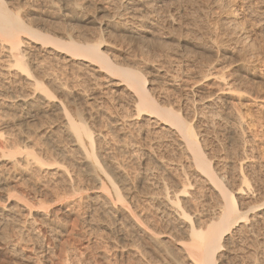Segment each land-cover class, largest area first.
Instances as JSON below:
<instances>
[{
  "label": "rangeland",
  "instance_id": "rangeland-1",
  "mask_svg": "<svg viewBox=\"0 0 264 264\" xmlns=\"http://www.w3.org/2000/svg\"><path fill=\"white\" fill-rule=\"evenodd\" d=\"M84 1L77 0L78 3L84 2ZM97 1L93 0V4L97 5V3H103L111 7V6H117V5L121 6L125 4L128 0H97ZM51 4H55L56 6H61L62 1L60 0H23L19 4L20 5V15L26 22H28L29 21L28 18L30 16L26 14L27 10L35 9L36 12L40 14V16L42 15L40 17V20L41 18L45 19L50 25H53V26L62 25L63 26L68 23H72L74 25L82 23L80 25L81 26L80 28H82L83 31L86 32L85 33L86 36L90 38L91 36L97 37L96 35L99 34L100 30L97 24H95L94 22L92 23L91 22H87V23H84V22L77 23L76 22L75 24L73 21H69V20L65 21L62 19H56V18L46 16L44 13L47 11V9L49 8ZM232 7H235L238 11V15L236 17H232L230 13V10ZM88 12L90 13L91 11H88ZM154 17L156 19L158 29L160 28L159 29V32H161L160 34L162 36L164 35L163 41H165L164 42L165 45L163 47L167 51V55L168 54L169 55L168 56L166 55L165 57L160 56L161 57L160 58L156 56L158 54L156 53L158 51V48L156 50V47H153L152 50L151 49H147V50L153 51L151 52L152 53L151 55H153L151 56L152 57L151 59H154V63L156 62V64L160 66L159 67L160 69L162 70L171 69L170 73H172L173 75L177 74L174 82L168 81L164 83L163 86H162V83L159 84L155 82L154 83L150 82L149 86L151 84H152L151 85L152 87L154 86L153 87L154 88L153 90H155L153 91L154 96L155 97L158 96L157 97L158 100H161L162 102L164 101L165 103H167L169 100L171 102L169 103L172 105H175L177 103L178 104L181 103V105L184 104L182 106L181 115L183 116L185 120H187V122H191L194 132L197 134V137H199L201 149L205 153V155L207 154L206 157L207 158L209 157V159H211L210 160L211 163L218 164L219 165V166L217 165L218 167L221 166L220 167L221 169L227 166L226 168H224V170L223 169L222 170L226 172L224 173L226 174L225 179H226V182L228 183L230 182V184L237 183V181H235L234 183L232 180L236 178V177L234 178V176L235 175L237 176L239 172L242 173V175L244 174V177L247 180L244 183V185L248 186V189L256 188L257 190L260 188L259 191H257L259 193L255 195V197L256 196L258 197L256 198L254 197L253 199H257L261 201L262 200L261 198L264 195L263 193L264 192V97H263L264 96V0H166L163 6L162 5L156 6ZM170 17L172 18L174 17V18L172 19ZM100 19L104 21L106 18L104 19L100 17ZM230 24L233 26V29L231 28L232 26ZM238 24L240 25L238 26ZM239 27H241V29ZM100 34L103 36V39L105 40L103 42L104 44L105 43L108 44L109 40L117 41L119 39V37L116 36V34L111 31L109 32L106 31L103 33L100 32ZM229 35L231 36V39ZM241 36H243L244 38ZM219 39H221L222 42ZM184 41H189L190 43H187V45L185 46L184 45L185 43L183 44ZM250 42L252 43L251 45L252 47L249 46L251 44ZM4 44L5 43L0 41V90H4L6 93H9V94H11L12 92L15 94L23 93V95H28L27 98H31V99L38 98L37 92L35 91L33 93V88H32L33 86L28 84L29 80L27 81L25 80L26 81L25 83L24 78L22 79V77L19 74L18 75L16 74L17 72H14V71H17L16 69L7 68V66L5 65L7 62L5 61V59H3L5 58L4 57V54H5ZM117 44L119 43L117 42ZM209 44L214 45V47L219 45V47L227 48V51L223 52V51H217V50L210 49L208 47ZM242 44L243 45L246 44L244 45L245 47ZM33 45L34 44L31 43L29 40L23 41V48L27 51L32 50L30 49V47L31 46L33 47ZM185 47L186 49H184ZM233 47L234 49H232ZM173 48L177 50L178 52L174 51ZM228 50H230L232 53L234 52V53L239 54L240 52V54L236 55L237 56L236 57V56L231 55L230 54L231 52ZM33 53H32V56L30 57L31 58L30 62L35 63L37 71L40 72L39 77L43 81L42 83L47 88V91L54 96V100H56V102H60L62 107H64L66 111L76 121L78 122L84 121L85 124L89 127V130H91L95 134L100 135L99 136L100 139H96L95 144H94V154L96 155L99 161V165L103 169H105V166H106V169H105L106 173H108L111 170L109 169L111 164L115 166L117 165V167L118 168L120 167L119 169L123 171L124 178L126 177L125 178L126 182H122V183L117 182L119 180L115 178V181H116L115 184H117V187L119 186L118 188H121L119 189L121 192V195L125 196V197L123 196L125 198V201L122 204V207L124 208V210L122 209L121 212L120 210L117 211L116 208L114 209V207L110 205L111 200H112V203L114 204L117 203L113 200L111 191H109L110 189L106 191L108 192L106 193L108 197L107 198L104 197V201L102 200L103 196L102 197L99 196L98 198H95L96 193H98L97 191H98L99 184H97L93 180H90L87 177H83V175L81 174L82 171H80L79 173L78 168L75 167L76 164L74 163L75 161L76 162L80 161L81 153L79 150H76L75 146H72V142L69 139H65L66 137L62 135L61 132L59 131L58 127L60 125L59 122L61 120V118H59L60 114L56 113L54 115L47 116V117H38L39 120L35 118V122L38 124L36 126L39 127L40 124L42 123L41 127H39L40 129L38 128L39 130H44V131L48 129L52 131L55 130L53 131V135L55 137H53L52 135L53 141L51 143L53 144L55 143L62 149L68 151L67 155L70 157V159L68 160L65 159L64 161L63 158L57 155H56V158L57 160H59L60 163L61 162L65 163L66 166L63 165L64 168H66V170H68L69 173L71 171L70 174L73 176V178L76 177V179L74 180V184H75L74 186L75 188L78 187L79 191H75L74 193H71L70 191L69 192L67 191V188H65V186L64 188H62L63 186L59 185L62 183L61 180H63V178L61 180L59 178L60 170L57 172V175L56 174L52 175L51 171L52 173L56 171V167H55L56 165H50L49 169L48 168L46 170L44 169L43 171L44 173L41 172L42 175L40 173L38 174L40 175L39 176L40 178L36 176L34 180V177H33L32 181L36 182V186L37 185L38 187L41 186L42 191H46V194L49 192L48 194L49 196L44 194V196L43 195H41V197L39 196L38 200L37 199L33 201L29 200L28 202H26L27 204L26 210L28 208L26 213L28 211L31 212L30 213L31 215L28 213H27L28 215H26L28 219L30 216L38 217L41 215H51L52 212H55V213L57 212L58 214H60L61 211H65L68 213L69 219H70V221H68L69 222L68 224H71L70 222H72L71 221L72 219L77 218L78 220L76 219L75 221L76 229H77L76 237L80 238L82 241L90 242L91 245L93 244V242H94L93 244L94 246L96 244L95 247L93 245H92L93 247L91 246V250L93 248L95 249L87 252V254L89 253L88 255L85 254V257L87 256V259L88 258L89 259L87 260L86 258H84V261H83L84 263L81 262V264H88V263L97 264L98 261L101 262L99 264H148V262H151L150 264H174L176 261L174 259V256L178 252L176 251L177 247L175 243L172 241H174L173 237L181 236V234L179 233V229L177 228L178 225H176V223L174 222H171V223L174 224V227L175 226L177 227L175 229L174 227H172V230L173 229L175 231L177 229L178 230L176 231V233L172 232L171 230L172 224L169 223L170 218L168 219L165 213L163 214L164 216L162 215L165 218L164 219L163 217L161 218L159 217L160 214L158 215L156 212H154V210L156 209L154 208L156 207V204L152 203V200H150V197L155 195L156 194L155 192L157 191H158L157 193L158 194L160 193L161 195V190H163L162 188L157 187L158 181L167 185V187L165 188L167 189L168 193L169 192L171 193V192H175L179 190L178 189L180 186L179 183H183L185 177L186 179H189V181L190 180L192 181L191 182L192 185H193V181L195 178V181H194V185H196L195 188H197L200 191L203 188L201 193H202V197L203 196L205 197V198L203 197L204 199L200 197L201 199H198V200L199 202L201 200H202L201 202H203L204 200L206 201V202L204 201V203L206 204L204 203L202 204L200 203V204L201 205L204 204L203 206L208 208L210 207L211 202H213V198H214L213 191L209 190L210 188H207L208 185H206L204 182L202 183L201 182L202 180L201 181L199 180L201 177L195 174H194L195 176L193 175V172L191 171L193 168L192 166L189 165V162H188L189 160L188 154H186L187 152L183 149L182 145L179 144L180 143L179 139L175 138L169 132L161 128V126H163L162 124L159 126L157 125L155 126L151 124L148 126L147 125L145 126L143 122V119H144L143 115H140L136 119H135L136 117L135 115L131 116L133 112L130 107H127V104L125 103V98L122 96L123 91L121 90L123 86H119V87L113 86L109 78L106 77L105 73L95 71L96 70L95 66L93 65L83 66L81 64H78L77 62L69 60V58L65 56L64 54H43L42 52L38 53V51L33 52ZM115 53L117 55H120V57H117V58L115 56L116 58L115 61L117 62L120 60L119 58H121L124 53L123 52H121L123 54H119L118 52H115ZM130 54L133 56L134 52L132 53L130 52ZM170 54L171 56L172 55L173 56L171 57ZM228 55L229 56L231 55L234 57L232 58L230 56V59L232 61L229 59ZM242 55H245L244 56L245 58H242L243 57ZM144 56H146L147 58L146 57L144 58ZM149 57H150V51L149 53L144 52V55L142 56V58L137 56L136 61H138L137 63L139 64V66L138 64L136 66L140 67L141 66L140 64L142 63L140 62V60L141 61L149 60ZM235 57L237 60L235 59ZM121 60L119 64L124 63L126 61V60L124 61L123 59ZM160 60L162 62H160ZM235 60L237 62L245 61L244 63L246 65L248 64L247 69L244 71H238L240 72L238 73L236 71L238 63ZM225 61L228 63H226ZM159 63H162V64H159ZM222 66H224L223 69H222ZM221 69L224 75H226L227 80L232 81L234 84V87L241 89V91L240 90L239 91L240 93H243L242 95H244L245 97V99L243 98L238 101L235 100L234 104L232 105V110L236 112L238 111V113H240V115L242 116L241 119L244 125L241 127V134L244 136L243 141H241L243 143L240 142L242 146L240 143H238L237 140L235 141V139L234 140L230 139L228 128L231 125V122L229 118L223 115L224 113L223 104L220 101L215 102L213 105V109L211 108L212 112L211 110L209 111L207 109H204L202 105L207 97H208L207 98L208 100L214 99L219 94L216 90H214L215 87L212 84V79L210 78V76H205V75L213 71L220 72ZM225 71H227L226 73L229 75L225 74ZM241 82H245V83H241ZM248 93L253 94V95H259L261 98H259L260 100L258 98L255 99L253 98V96H249L250 94ZM120 94L121 96H119ZM164 94L165 96L166 94H168V96L164 97ZM161 96L164 97L163 100ZM199 98L202 100H199ZM185 100H188V102ZM87 111L88 112L90 111L91 113L90 116L87 115L88 113ZM221 115L223 116V118H221L222 117ZM1 116L2 115H0V117ZM209 116L211 117L212 120L210 119ZM136 123H140L142 126ZM1 127L2 125H0V128ZM8 128L7 126L6 127L4 126V128L2 127L1 130L4 131L5 134H7L9 131ZM5 134H3V136H6ZM170 136H172V138ZM61 159L63 161H61ZM179 166L180 167L182 166V168H179ZM184 166L187 168L189 166V168L185 169ZM190 168L192 169L190 170ZM182 169L183 171H180ZM145 170L147 171L145 172ZM111 172L112 171H110L109 172L110 174L109 173L108 174L111 175L112 174ZM180 172L182 175H180ZM77 174L78 176H74ZM80 174L82 176H80ZM185 174H189L192 178L190 179V176L188 175L186 176ZM60 175H61V172H60ZM147 176H149L148 181L146 179ZM22 177H24V175H22ZM230 177H233V179ZM58 180L60 181V183H58L59 182ZM197 180L198 182L201 183L200 186H203V185L204 186L203 187L198 186L200 183H196ZM19 181L21 182L20 185L23 188L25 187L27 189L30 186H32L31 184L32 182H27L24 179H20ZM44 183H46V185ZM127 183H129V185ZM28 184L29 185L31 184V185L28 187ZM56 184H58V186H61V188H59ZM153 184L154 185L156 184V186H153ZM164 184H162L163 185L162 187H164ZM233 184L230 186L233 187ZM62 185H65V181L63 182ZM105 185L107 186V189L108 187H110L108 183ZM53 186L56 187L55 190L58 189V192H56L57 190L56 191L54 190ZM48 187L49 188L53 187V188L49 190ZM155 187L157 189H155ZM187 188H189L188 190L190 192L193 191L192 187H187ZM204 188L205 189L207 188L206 189L207 191L204 190ZM52 189L53 191H55V193H58L56 196L55 195L52 196L53 194H55L52 191ZM50 191L51 193L52 192L53 193L50 194ZM153 191L155 194L153 193ZM209 192L211 193V196ZM150 193H153V194L150 195ZM205 193L206 194L209 193V194L206 195ZM158 194L156 195L158 196ZM13 196H16L17 198L19 195L15 192H12L10 198H12ZM92 198H93L92 201L93 202L95 201L94 203L96 204H94L91 201ZM78 199H80V201ZM257 200H254V203L259 202ZM78 201L82 205L79 204ZM148 202H150L149 203L150 205L148 204ZM75 203L77 204V206ZM3 204L4 203L0 201V206H2ZM92 204H94L95 206ZM97 204H99L98 208L96 207ZM101 205L108 207L106 209L104 207L106 211L103 209L104 210L103 213L101 212L103 211L101 210L103 208V206L100 207ZM86 207L89 209H94V208L96 209H94L95 210L94 211V210L86 209ZM99 207H100V212H99ZM113 210L116 214L113 212ZM91 211H94V213L93 212L92 213L95 215L90 214ZM96 212L98 213V215ZM157 212L160 213V211L158 210ZM107 213L108 215H105ZM156 214L158 216H156ZM129 215L134 216V218L135 217L138 218L142 222L141 224L142 226H146L148 228V226L150 225L149 226L150 228L148 229L152 230L153 232L154 230H156L155 232H158V230L161 231L162 233L164 232V234H161L162 236H160V234H159L160 237L158 235L157 236L159 237L160 240H163L161 242H163V245L165 244L164 246L168 248L167 246L168 244L170 248L169 249L166 248V250H163L165 248L163 245H161L162 250L157 251V249L154 248L153 245L149 243L150 241L146 239L145 235H143L144 237L142 239L141 237L133 233L134 231L131 228H129L128 222L126 221L127 220L126 217H129ZM88 216L89 217L91 216L90 218L94 219V221L91 219L89 220ZM92 216L94 218H92ZM151 216H153L155 219L157 218V221L159 217L160 218L159 222L156 224L157 221ZM148 217L149 218L151 217V218L148 219ZM84 219L86 220L88 219V220L85 221ZM166 219H168V221ZM152 220H153V223L155 224L150 222ZM122 221L126 222L125 224L127 225L124 226L125 224ZM160 221L162 222L164 221L163 225H160L162 224V222ZM147 223L149 225H147ZM152 225L156 226V227L153 226V228L155 229L151 228ZM127 226H128V229H127ZM163 226H167L168 228L167 227L164 228ZM4 230L7 231L8 229H4ZM254 230L255 232L253 235L251 234L252 232L251 233L243 232L244 233L243 234L241 231L240 235L233 233L232 237H234V239L231 238L233 240H228L227 242H225L224 243L225 248L219 252V255H220V258L218 259L220 260L219 264H254V263L264 264V220L259 221V223L256 224ZM122 233L123 235H121ZM169 234L172 235L173 237L169 236ZM248 234H251V236H249ZM244 235L246 238L244 237ZM25 236H27L26 237L27 241L25 240L26 239ZM29 236L30 235H28V233L24 235L23 237L24 241L19 243L21 244L20 246L23 245L24 247L26 246L29 247V244H31V241H30L31 238H28ZM122 236L125 239H123ZM242 236L244 238H242ZM140 238L142 239V242ZM134 240H135L134 242L135 244L138 243L137 246L139 248L136 245L134 246V244L132 243ZM95 242L97 243L99 242V243L97 244ZM125 243L128 244V246L125 245ZM130 243L131 245L132 244L133 245L130 246L129 245ZM147 244L149 247L147 246ZM134 247H136V249ZM171 249L173 252L171 251ZM167 250H170L169 252L172 253V255L175 253V255H173V257L170 258L172 255L168 256L169 252ZM65 253L67 255L66 256L67 258L64 264H71L73 263L72 261H75V260H76L75 262H77V259L74 258L77 256H73L71 253L70 255L68 251H65ZM178 255L179 254H177L176 256ZM181 256L182 255L180 254V256H178L179 258L177 259L179 260L181 259V262L183 261L182 262L183 264L184 263L187 264L188 260L185 259L183 256L182 258H180ZM91 257L93 260L91 259ZM73 258L75 260H73ZM147 258L149 259V261ZM94 259L95 261L96 260L97 261L95 262ZM38 263L43 264V262H41L40 260H34V263L32 264H38ZM46 264H49V262L47 261Z\"/></svg>",
  "mask_w": 264,
  "mask_h": 264
},
{
  "label": "bare ground",
  "instance_id": "bare-ground-1",
  "mask_svg": "<svg viewBox=\"0 0 264 264\" xmlns=\"http://www.w3.org/2000/svg\"><path fill=\"white\" fill-rule=\"evenodd\" d=\"M21 1H23V0H0V41L5 43L4 44V46H5L4 57L5 58H3V59H5V61L7 62L5 64L7 66V68L16 69L17 71H14V72H17L16 74L17 75L19 74L22 77V79L24 78V81L29 80L28 84L33 86L32 87L33 93L36 91L38 94V98L35 99L33 97L34 99H31V98H27L28 95H23V93L22 94H17V93L15 94L12 92L11 94H9V93H6L4 90H0V115L3 116V117L2 116L0 117L1 118L0 119V121H1L0 125H2L3 128H4V126L5 127L7 126V128L9 127L8 128L9 131L7 134H5V132L1 130L2 127L0 128V201L4 203L2 206H0V262H1L0 264H11V263L12 264H32V263H34V260H40L41 262H43V264H46L47 261L49 262V264H64L65 260L67 258L66 257L67 252L65 253V251H68L69 254L71 253L73 256H77V257H74L75 259H77V262H75L76 260L74 258H73V260H75V261H72L70 259L73 262L71 264H81V262L84 263L83 262L84 258L87 259V256L85 257V254H87V252H89L91 250V246L94 244V242H93V244L91 245L90 242L82 241L80 238L76 237L77 236V234H76L77 229H76L75 221L77 218L75 219L74 217H72L74 219L71 220L72 221V222H70L71 224H68L69 223L68 221H70V219H69L68 213L65 211H61L60 214H58L57 212L56 213L52 212L51 215H41L38 217L36 216L37 218L30 216L31 218L29 217V219H28V217L26 216V215L31 213L30 211L27 212L28 214L26 213V211L28 210V208L26 210V205H27L26 202H28L29 200H32V201L36 200V199L38 200L39 196L41 197V195L44 196V194H46V191H42L41 186L40 187H38V185L36 186V182L34 181L35 182L34 183L32 181L33 177L35 180V177L36 176L39 177L40 175H38V174L39 173L41 174V172H43L44 169L45 170L47 168L49 169L50 165H56L55 166L56 171L53 173L51 171L52 175H55V174L57 175V172L60 170L61 175L59 172V178H60V180L63 178V180H61L62 183L59 185L63 186L62 188H64V186H65V188H67V191L68 192L70 191L71 193H74L75 191H79L78 190L79 188L78 187L75 188V186H74L75 185L74 180L76 179V177L73 178V176L70 174L71 171L69 173V171L66 170V168H64L63 165H65V163H63V162L60 163L59 160H57V158H56V155H57V156L63 158L64 161H65V159H67V160L70 159V157L67 155L68 151L62 149L61 147H59L55 143L54 144L51 143L53 141L52 138L55 137L53 135V131H55V130H53V131L49 130V129L45 130V131L39 130L40 129L39 127H41L42 123L40 124L39 127L36 126L38 124L35 122V118L38 119V117H47V116L54 115L56 113L60 114L59 118H61V120L59 122L60 125L58 127L59 131L61 132L62 135H64L66 137L65 139H69L72 142V146H75V149L79 150L81 153V156H80L81 158L79 157L80 161H78V162L75 161V163H74V164H76V166L75 165L74 166L77 167L79 171L77 169L76 170L79 173H80V171H82L81 174L83 175V177H87L90 180H93L97 184H99L98 185V191H97L98 193H96L95 198H98L99 196L100 197L103 196L102 200L104 201V197L105 198L108 197L106 195V193H108V192H106V191L110 189L109 191H111L113 200L115 202H117L116 204H114V203H112V200H111L110 205H112L114 207V209L116 208L117 211L120 210V212H121L122 209L124 210V208L122 207V204L125 201V198H124L125 196L123 195L124 196L123 197L121 195V192L119 190L121 188H118L119 186L117 187V184H115V182H116L115 178L117 180H119L117 182H121V183L126 182L125 181L126 177L124 178L123 171H121L119 169L120 167L118 168L117 165L115 166V165L111 164L109 169H111L110 171H112L111 172L112 174L109 175L110 171L108 172L109 174L105 172L106 166H105V169H103L99 165V161H98L96 155L94 154V144H95L96 139H100V137H99L100 135L95 134L94 132L89 130V127L85 124L84 121H83L84 123L82 121H80V122L76 121L66 111V109L64 107H62L61 103L56 102V100H54V96L47 91V88L44 86V84L42 83L43 81L39 77L40 72L37 71L35 63L30 62V60H31L30 57L32 56V53L37 52V51H38V53L42 52L43 54H64L65 56H67L69 58V60L77 62L78 64H81L83 66H90V65L95 66L96 67L95 71L105 73L106 77L109 78V80L113 86H115V87L123 86L122 90H121V91H123V94L122 93L121 94L125 98V103L127 104V107H130L132 112H133L131 114V116L135 115L136 116L135 119H136L140 115H143L144 116L143 122H144L145 126L146 125L148 126L150 124L155 125V126L156 125L159 126L162 124L163 126H161V128H163L165 131L169 132L175 138L179 139L180 143L178 141L177 142L182 145L183 149L187 152L186 154H188V158H189L188 162H189V165L192 166V168H193V169L190 168V170L192 169L191 171L193 172V175L195 174V175L201 177L200 179L199 178L198 179L200 181L202 180L201 182L202 183L204 182L206 185H208V187L207 186L206 187L210 188L209 190L213 191V193H214L213 202H211V205L208 208L203 206L204 204H206V203H204L205 200L203 202H201L202 200L200 202L198 200V199H201L200 197H202L201 191L203 188L201 189V191L198 190L197 188H195L196 185H194L195 178L193 181V185H194L193 186L191 183L192 181L191 180L189 181V179H186V177H185L183 183H179V185H180L178 188L179 190L175 191V189H174L175 192H171V193L170 192L168 193L167 189L165 188V187H167V185L158 181L157 187L163 189V190L160 189L161 195H160V193L158 194L157 193L158 191H157V192H155L156 194H158V196H157L153 191V193L156 196L155 195H153L151 197L149 195L148 196L150 197V200H152V203L156 204V207H154V208H156L158 211H160V213H158L156 209L154 210V212H156L158 215L160 214L159 215L160 218L163 217L164 216L163 214L165 213V215L168 217V219L169 218L171 219V221L169 219L170 224H172L171 222H174V223H176V225H178V227L177 226L174 227V224H172L173 226L171 225V230H172V227H174V229L177 227L179 229V233L181 234V236L173 237L172 235H170L171 232H170L169 236L174 238V241H172V240L171 241L174 242L176 247H177L176 251L178 252L177 254H179L178 256H180V254H181L185 259H187L188 260L187 264L188 263L189 264H219L220 263V260H218L220 258L219 252L225 248L224 247L225 242H227L228 240L234 239V237H232L233 233L240 235L241 234L240 232L242 231V233L243 232L244 233L245 232H250V233L252 232L251 234L253 235L255 232L254 229H255L256 224L259 223V221L264 220L263 219L264 218V198H263L264 195L261 198L263 201L261 199H260L261 201H259L257 199H253L255 197V195H257L259 193L257 191H259L260 188L257 190H256V188L255 189H248V186L244 185V183L247 180L244 177V174L242 175V173H240V172L238 174L236 173L237 176L236 175L234 176V178L235 177L236 178L234 180H232L234 183H235V181H237L238 184L237 183H235V184L231 183L230 184V182L229 183L226 182V179H225L226 174H224L226 172H224L223 170L227 166L222 168L223 169L222 170L220 168L221 166L218 167L219 166L218 164L211 163V161H210L211 159H209V157L208 158L206 157L207 154L205 155V153L202 151L201 145L199 142V137H197V134L194 132V129H193L191 122H187V120H185L183 118V116L181 115L182 106L184 104L181 105V103L178 104L176 102L177 104L172 105V104H170L171 102L169 100L167 103H165L164 101L162 102L161 100H158V98H157L158 96L156 95L157 97H155L153 94V91H155V90H153L154 86L152 87L151 86L152 84L149 86L150 82H153V83L155 82V83H159V84L162 83V86L164 83H166L168 81L174 82L176 75H177V74L173 75L172 73H170L171 67L169 68L170 70L160 69L159 68L160 66L157 65L156 62L154 63V59H151L152 58L151 56H153V55H151L152 54L151 52H153V51H151L153 47H156V50L158 48V51L156 52L158 54L156 56H158V57L164 56L165 57L167 55V51L163 47L165 45V43H164L165 41H163L164 35L162 36L160 34L161 33V32H159L160 28L158 29V27H157L158 25H157L156 19L154 17V13L156 11V6H161V5L163 6V4L166 0H128L125 4H123L121 6L117 5V6H111V7L109 5H105L103 3H97V5H94L93 0H85V1L83 0L84 2H80V3H78L77 0H60V1H62L61 6H56L55 4H51L49 6V8L47 9V11L44 13L46 16L56 18V19H62L65 21H67V20L73 21L75 24H76V22L77 23H79V22H84V23L94 22L95 24H97L100 31L98 30L99 34L96 35L97 37H95V36L92 37L91 35H89V36H91V38L86 36V34H85L86 32L83 31L82 28H80L81 27L80 25L82 23L76 24V25H74L72 23H68V24L63 25V26L62 25H54L53 26V25H50L45 19L41 18V20H40V17L42 15L40 16V14L37 13L35 9H28L27 10L26 14L29 15L30 17L28 18L29 21L26 22L20 15V5L19 4L21 3ZM87 10L91 11V12L89 13ZM230 13H231L232 17H236L238 15V11L235 7L231 8ZM158 16H159V14H158ZM100 17H102L104 19L106 18V19L105 20L103 19L104 21H102V19H100ZM170 18H172V17H170ZM227 23H229V22H227ZM239 25L240 24H238V26ZM227 27H225V28H227ZM231 28L233 29V26ZM239 28L241 29V27H239ZM106 31L107 32H109V31L114 32L116 34V36L119 37V39L117 41L116 40H111V41L109 40L108 44L107 43L104 44L103 42L105 40L103 39V36L100 34V32L103 33ZM234 32H236V31H234ZM241 37H243V36H241ZM177 39H179V38H177ZM185 39H187V38H185ZM223 39H224V37H223ZM230 39H231V36H230ZM24 40H29L31 43L34 44L33 47L32 46L30 47V49H32V50L27 51L23 48V41ZM219 40L221 41V39H219ZM246 41H247V39H246ZM117 42L120 45L117 44ZM166 42H167V40H166ZM236 42H238V41H236ZM187 43H190V42L189 41L183 42V44L185 46L187 45ZM244 45H246V44H244ZM251 45H252V43L249 46H251ZM208 47L210 49L217 50V51H223V52L227 51V48L219 47V45L214 47V45L209 44ZM234 47L232 49H234ZM248 47H246V48H248ZM102 48H104V49H102ZM147 49H151V50H147ZM184 49H186V47ZM149 51H150L149 60H145V61L140 60V62H142V63L140 64L141 66L138 67L139 64L137 63L138 61H136V57L138 56V57L142 58V56L144 55V52L149 53ZM174 51H177V50L174 49ZM228 51H230V50H228ZM115 52H118L119 54H123V53L125 54V55L123 54L122 57L119 58L120 60L121 59H123L124 61L126 60L124 62L125 64L124 63L119 64L120 60L117 62L115 61V59L117 57H120V55H117ZM121 52H123V53H121ZM130 52L131 53L134 52V55L136 54L135 57H134V55L132 56L130 54ZM244 53H245V51H244ZM230 54L233 56H236V55H239L240 52H239V54L234 53V52L233 53L231 52ZM115 56H116V58H115ZM170 56H171V54H170ZM230 56L228 55L229 59H230ZM233 56H231V57L234 58ZM242 56H243L242 58H245L244 57L245 55H242ZM145 57L146 56H144V58ZM158 57H157V59H158ZM236 57H235V59H236ZM247 60H248V58H247ZM239 61H241V60H239ZM160 62H162V61L160 60ZM244 62H237L238 63L237 68H236L237 72L238 71H244L247 69L248 64L246 65ZM169 63H170V61H169ZM226 63H228V62H226ZM137 64H138V66H136ZM159 64H162V63H159ZM177 64H176V66H177ZM166 65H168V64H166ZM227 65H229V64H227ZM223 67L224 66H222V69H223ZM222 69L220 72L213 71V72H209L208 74L205 75V76H210V78L212 79V84L215 87L214 90H216L219 94L214 99L208 100L207 99L208 97H207L206 98L207 100L206 99H205V101L203 100L204 102L202 105H203L204 109H207L210 111L211 108L213 109L214 103L217 101H220L224 106L223 115L225 117L229 118V120L231 122V125L228 128V133L230 135V139H233V140L235 139V141L237 140L238 143H240L244 139V136L241 134V127L244 125H243V121L241 119L242 116L240 115V113H238V111L236 112V111L232 110V105L234 104L235 100L238 101V100H241L243 98L245 99V97H244V95H242L243 93H240L241 89L234 87L233 82L227 80V77L222 72ZM226 72L227 71H225V74H227ZM238 73H240V72H238ZM227 75H229V74H227ZM231 76H232V74H231ZM113 80H115V81H113ZM26 81H25V83H26ZM241 83H245V82H241ZM241 85H243V84H241ZM242 88H244V87H242ZM252 89H254V88H252ZM157 90H158V88H157ZM2 91H4V92H2ZM110 91H111V89H110ZM256 91H258V90H256ZM256 91H254V92H256ZM213 93H214V91H213ZM121 94L119 96H121ZM248 94H250V93H248ZM258 94H259V92H258ZM166 96H168V94H166ZM166 96L164 94V97H166ZM249 96H253V98H255V99L261 98L259 95L250 94ZM164 97H162V100ZM199 100H202V99L199 98ZM185 101L188 102V100H185ZM211 112H212V110H211ZM220 114H222V113H220ZM87 115L88 116L91 115L90 111L87 113ZM204 115H206V114H204ZM213 115H214V113H213ZM212 117H214V116H212ZM221 118H223V116ZM132 119H134V118H132ZM210 119H211V117H210ZM136 124H140V123H136ZM140 125H138V126H140ZM199 125H200V123H199ZM205 125H207V124H205ZM143 129H144V127H143ZM3 134H5L6 136H3ZM52 135H53V137H52ZM172 136H170V137L172 138ZM241 143H243V142H241ZM241 146H242V144H241ZM104 149H106V148H104ZM183 149H181V150H183ZM241 159H242V157H241ZM61 161H63V160L61 159ZM182 166L181 167L179 166V168H182ZM186 168L187 167H185V169ZM188 168H189V166H188ZM183 169L180 171H183ZM47 171H45V172H47ZM146 171L147 170H145V172ZM184 172H185V170H184ZM81 174H80V176H82ZM22 175H24V177H22ZM180 175H182L181 172H180ZM185 175L190 176L189 174H185ZM74 176H78V174L74 175ZM141 176H142V174H141ZM113 177H114V179H113ZM148 177L149 176H147V178H146L147 181H148ZM78 178H80V177H78ZM191 178L192 177L190 176V179ZM230 178L233 179V177H230ZM20 179H24L27 182H32L31 183L32 186H30L31 184L30 185L28 184V187L29 186L30 187L27 189L25 187L24 188L21 187V185H20L21 182L19 181ZM49 179H50V177H49ZM64 181H65V185H62ZM142 181H143V179H142ZM127 182H129V181H127ZM58 183H60V181ZM107 183L110 185V187H108V189H107V186L105 185ZM196 183H200V182H198V180H197ZM227 183H228V185H227ZM24 184H25V182H24ZM44 184L46 185V183H44ZM48 184H50V183H48ZM127 184L129 185V183H127ZM162 184H164V187H162L163 186ZM174 184H175V182H174ZM229 184L230 185L233 184V187L230 186ZM22 185H23V183H22ZM56 185L58 186V184H56ZM200 185H201V183L198 186H200ZM61 186H58V187L61 188ZM150 186H152V185H150ZM153 186H156V184L155 185L153 184ZM176 186H177V184H176ZM203 186H200V187H203ZM53 187H51V188H53ZM187 187H192L193 191L190 192L188 190L189 188H187ZM51 188H49V190ZM55 188L56 187H54V190H55ZM155 189H157V188L155 187ZM176 189H177V187H176ZM206 189L204 188V190H206ZM56 190L55 191L58 192V189H56ZM64 190H66V189H64ZM52 191H53V189H52ZM55 191H53V192L55 193ZM12 192L17 193L19 196L17 198H16V196H13L12 198H10ZM52 193L50 191V194H52ZM153 193H150V195H152ZM209 193H207V194H209ZM48 194H49V192L46 195H48ZM57 194L58 193H55L52 196H54V195L56 196ZM203 194H204V192H203ZM210 196H211V193H210ZM256 197H258V196H256ZM78 200L80 201V199H78ZM92 200H93V198L91 199V201ZM254 200H257L259 202L254 203ZM39 202H40V200H39ZM209 202H208V204H209ZM42 203H43V201H42ZM100 203H102V202H100ZM149 203L150 202H148V204ZM200 203L201 204L204 203V204L201 205ZM72 204H74V203H72ZM79 204H81V203L79 202ZM94 204H96V203H94ZM94 204H92V205H94ZM108 204H109V202H108ZM42 205H44V204H42ZM87 205H89V204H87ZM76 206H77V204H76ZM98 206H99V204L96 205L97 208H98ZM102 206L103 205H101L100 207H102ZM91 207H93V206H91ZM100 207H99V212H100ZM104 207L105 206H103V208L101 210H103ZM106 208H108V207L106 206L105 209ZM86 209H89V208L86 207ZM94 209H96V208H94ZM94 209H89V210H94ZM104 210L101 212L103 213ZM94 211H91L90 214H93ZM70 212H72V211H70ZM113 212H114V210H113ZM157 214H156V216H158ZM93 215H95V214H93ZM97 215H98V213H97ZM105 215H108V213ZM25 216L27 217V219ZM90 217H89V220L91 219ZM151 217H153V216H151ZM159 217H158V221H157V218L155 219L153 217L157 221L156 224L159 222V219H160ZM92 218H94V217L92 216ZM126 218H127L126 221L128 222L129 228H131L134 231L133 233H135L137 236L141 237L142 239L144 237L143 235H145L146 239L148 241H150L149 243L152 244L153 247L157 249V251L162 250L161 245H163V242H161V241H163V240H160L159 237L162 236L161 234H164V232L162 233L159 230H158V232H155L156 230H154V232H153L152 230H149L148 228H150L149 227L150 225L148 223H147V225H149L148 228L146 226H142L141 225L142 222L138 218H136V217L134 218V216H132V215H129V217H126ZM150 218L148 217V219H150ZM168 219H166V220L168 221ZM84 220L87 221L88 219L87 220L84 219ZM91 220L94 221V219H91ZM257 220H258V222H257ZM79 221H80V219H79ZM122 222H124V221H122ZM150 222L153 223V220ZM160 222H162V221H160ZM163 222L160 225H163ZM125 223L126 222H124V224ZM153 224H155V223H153ZM126 225L127 224H125L124 226H126ZM128 226H127V229H128ZM153 226L156 227L155 225H152L151 228H153ZM163 227L166 228L167 226H163ZM4 229H8V230L5 231ZM153 229H155V228H153ZM174 229L172 230V232L176 233V231L178 229L176 231ZM108 230H110V229H108ZM26 233H28V235H30L28 238H31L30 239L31 244H29L30 242L28 241L29 247L28 246L24 247L23 245L20 246L21 244H19V243L24 241L23 237ZM22 234H24V235H22ZM159 234H160V236H159ZM251 234H248V235L251 236ZM121 235H123V233ZM245 235H247V234H245ZM245 235H244V237H245ZM26 237L27 236H25V238ZM240 237H239V239H240ZM244 237L242 236V238H244ZM231 238H233V239H231ZM123 239H125V238L123 237ZM142 239H141V242H142ZM25 240L27 241V238ZM93 241H95V240H93ZM134 242H135V240L132 242L134 244V246L135 245L137 246L138 243L135 244ZM95 243H97V242H95ZM125 245L128 246V244H126V243H125ZM129 245L132 246L131 243ZM95 246H96V244H95ZM101 246H102V244H101ZM147 246H148V244H147ZM167 246H168V248L166 246H164L165 249H163V250H166V248L167 249L170 248L168 244H167ZM134 248L136 249V247H134ZM93 249H95V248H93ZM147 250H145V251H147ZM167 251L169 252L170 250H167ZM171 251H172V249H171ZM93 252H95V251H93ZM169 253H168V256L172 255V253H170V254ZM143 254H144V252H143ZM165 254H167V253H165ZM173 255H175V253ZM173 255L170 258H172ZM176 255L174 256V259L176 261L173 259L175 261V263L176 264H183L182 263L183 261L181 262V259L180 260L177 259L179 257ZM164 256H166V255H164ZM182 256L180 258H182ZM222 256H223V254H222ZM91 259H92V257H91ZM94 261H95V259H94ZM148 261H149V259H148ZM99 263H101V262L98 261L97 264H99ZM150 263L151 262H148V264H150ZM88 264H90V263H88Z\"/></svg>",
  "mask_w": 264,
  "mask_h": 264
}]
</instances>
